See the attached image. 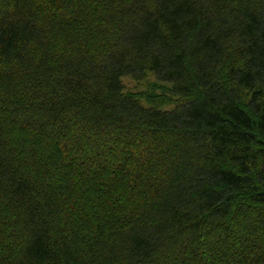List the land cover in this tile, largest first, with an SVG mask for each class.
<instances>
[{
  "label": "trees",
  "instance_id": "1",
  "mask_svg": "<svg viewBox=\"0 0 264 264\" xmlns=\"http://www.w3.org/2000/svg\"><path fill=\"white\" fill-rule=\"evenodd\" d=\"M0 264H264V0H0Z\"/></svg>",
  "mask_w": 264,
  "mask_h": 264
},
{
  "label": "rangeland",
  "instance_id": "2",
  "mask_svg": "<svg viewBox=\"0 0 264 264\" xmlns=\"http://www.w3.org/2000/svg\"><path fill=\"white\" fill-rule=\"evenodd\" d=\"M124 84H125L127 90H129V91H133V90L141 88V85H138L133 81H129L128 79L124 80Z\"/></svg>",
  "mask_w": 264,
  "mask_h": 264
}]
</instances>
